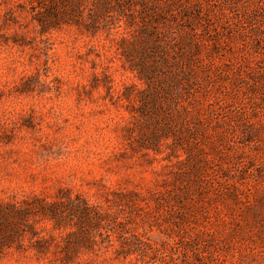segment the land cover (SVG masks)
I'll list each match as a JSON object with an SVG mask.
<instances>
[{"label":"rangeland","instance_id":"1","mask_svg":"<svg viewBox=\"0 0 264 264\" xmlns=\"http://www.w3.org/2000/svg\"><path fill=\"white\" fill-rule=\"evenodd\" d=\"M24 200L0 264H264V0H0V208ZM71 202L123 223L82 237Z\"/></svg>","mask_w":264,"mask_h":264},{"label":"trees","instance_id":"2","mask_svg":"<svg viewBox=\"0 0 264 264\" xmlns=\"http://www.w3.org/2000/svg\"><path fill=\"white\" fill-rule=\"evenodd\" d=\"M70 206H72L73 208V211H72L73 216L77 219L78 229L81 231L82 235H84L82 237L89 238L92 235L91 226L98 227L100 226L101 222H106L107 224V220H110L111 222L110 228H113V229H118V227L123 223L117 217L110 216L109 218H107V215L98 211L96 209V206L93 204L89 205L87 203L81 204V202H71ZM40 210L41 211L43 210L42 206H36L35 204L28 202L27 200H24L22 203L7 202L5 203L4 209L0 208V225H1L0 227L7 228V229H15L14 224L17 221L25 220V218L28 217L29 214H34ZM48 219L50 220V225L48 227L49 231L58 229L62 226V223L66 221H70L64 215L57 214L56 212H52L51 214H49ZM71 221L73 222L74 219H71ZM32 231H35V230H32ZM95 237L96 236H93L92 240L95 241ZM52 241L53 242L55 241L54 243L56 245H59L57 237L54 234L50 233L48 237L39 236L35 244H32V245L36 249V252H38L39 254H42L46 252L49 244ZM140 241L141 240H139V242ZM66 255H70V253Z\"/></svg>","mask_w":264,"mask_h":264}]
</instances>
